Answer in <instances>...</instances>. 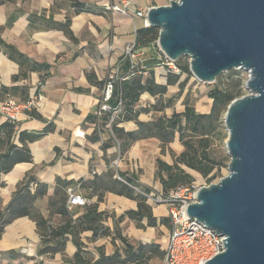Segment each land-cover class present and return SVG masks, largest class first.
<instances>
[{"label":"crops","instance_id":"crops-1","mask_svg":"<svg viewBox=\"0 0 264 264\" xmlns=\"http://www.w3.org/2000/svg\"><path fill=\"white\" fill-rule=\"evenodd\" d=\"M2 1L3 4L0 5V39L14 45L35 61L50 64L52 68L47 74L44 72L31 73L28 79L14 82L13 76L19 73V66L9 60L3 52H0V92L2 86H25L28 88L29 99H31L39 91V94L44 97L42 107L34 110L35 117L30 116L29 112L23 113L18 131L36 133L50 123H53L54 131L38 141L27 143L32 161L17 164L10 173L1 176L0 183H5L16 191L18 184L31 175L37 181L49 186L47 196L51 197L59 180L72 182L67 193L72 189L88 198L91 204H98L99 212L105 211L109 214L110 212L107 210H110L109 205H112L117 215L113 213V220L109 218L103 224L113 228L115 221L120 216L128 211L138 210L137 203L110 192H106L103 195V201L99 202V191L92 193L91 187L85 188L81 185L82 181L91 183L96 177L103 178L109 171H112V164L118 158L117 170L113 172L114 178L119 173H125L128 177H134L142 189L161 188L163 190L164 187L157 169V153L161 143L155 138L136 141L124 154H121L119 146L103 150L102 145L108 143L110 136L99 132L98 140H92L98 126L87 120L90 114H96L103 93V88L92 82L103 81L111 69L117 70L119 60L125 56L127 47L135 46L136 33L138 29L144 27V22L137 17L134 9L143 6L149 9L152 7L151 1L153 0H81L92 8L103 7L104 12L100 14L96 9L95 12L75 14V10L68 1L65 8L55 6V0H41L38 7L33 4L28 5L26 0H21V3L14 0ZM110 2L112 4L128 2L131 9L127 14L107 11L104 7ZM68 17L72 20L71 30L80 41L78 45L69 40L61 30L46 28V24L50 20L64 23ZM135 53L133 57L138 61L146 59L144 58L146 53L144 49ZM1 98L5 99L4 101L8 98L15 101L21 100L18 97L0 95V101ZM142 100L145 103H151L153 97L147 93L142 95L139 105L146 108ZM3 102L0 103V106ZM139 120L143 121L142 114ZM4 122L6 120L0 116V124ZM119 126L126 131L137 129L134 122L123 123ZM15 144L22 146L18 138L15 139ZM182 151L179 150L178 154ZM114 153L118 154L117 158L114 156L116 159L111 161V155ZM166 164L172 165L173 161L170 163L166 161ZM187 172L194 177L192 172ZM147 204L151 206L152 216L158 221L156 227H148L146 219L140 223V225H145L144 228L127 217L121 222H117L120 228L126 222L135 224L137 237L142 236L143 229H158L162 232L167 229L169 233L162 241L163 246L161 243L141 238V243H156L164 251L167 248L172 228L162 225L160 222L162 219H169L168 208L165 205H154L148 201ZM116 205L117 208H115ZM85 207L68 205L74 219L84 213ZM73 209L76 212H73L75 211ZM47 213L49 214V212ZM48 214L43 213V216L48 218ZM12 224H17L11 233L16 236L22 233L24 226L30 224L37 237L36 250L39 251L41 239L36 232V223L25 217L13 221L10 225ZM81 237L82 242L86 245L88 244L86 239L92 237V232L86 231ZM13 249V247H7L5 250L10 253ZM66 250H70L73 256L76 247L72 242H69ZM30 251L32 252L33 249ZM26 253V249L21 250L22 255Z\"/></svg>","mask_w":264,"mask_h":264},{"label":"trees","instance_id":"trees-1","mask_svg":"<svg viewBox=\"0 0 264 264\" xmlns=\"http://www.w3.org/2000/svg\"><path fill=\"white\" fill-rule=\"evenodd\" d=\"M67 1L75 10V14L95 12L96 7H89L79 0ZM1 4H3L2 0H0ZM71 25L72 20L68 17L64 23L50 20L46 24V28L61 30L69 40L78 45L80 41L71 30ZM158 38L159 29L157 28L149 26L138 29L133 52L153 46L157 47L155 44ZM156 49L152 54H148L143 61H133L131 54L125 55L119 60V67L116 70L117 74L113 82L114 91L109 101L111 110L104 112L99 117L97 114L98 105L96 114H90L87 120L98 126L91 139L97 141L98 133L104 132L110 138L108 143L102 145V149L119 146L121 154H124L136 141L155 138L163 146L167 147L179 135L178 137L183 144L184 150L180 154L174 155L173 164L168 165L162 161L157 162L158 176L164 187L163 192L168 193L178 188L193 187L194 177L185 168L200 173L204 178H209L210 181L214 179V177H210L212 172L221 169L222 161L212 156V144L219 137L217 122L221 118L222 110L226 109L227 111L228 106L238 99L240 90L235 91L234 89L228 90L219 86L215 87L209 93V98L213 101V105L211 111L207 114L196 113L192 107L187 106L183 112L174 113L170 118L164 115L150 122L140 121V115L149 113L150 109L159 111V109L155 108L156 104L150 108L140 107L139 104L143 94H149L157 102L158 98L166 93L169 85L179 84L180 90H183L193 77L190 71V64H182L178 60L175 64L179 74L169 72L167 85H160L152 78L144 81L146 73L153 74L155 68L165 62L164 54L158 48ZM0 52H3L9 60L19 66V73L13 76L14 82L28 79L31 73L44 72L47 74L52 68L48 63H40L28 57L17 47L6 43L2 39H0ZM182 76L186 77L184 81H180ZM107 82L108 77L103 81L92 83L96 86H101L104 91ZM37 94H39V91H37ZM0 95L18 97L21 99L19 100L20 102L30 100L28 88L25 86H2ZM29 114L33 117L36 116L35 111L29 112ZM128 122L136 123L137 129L126 131L119 126ZM18 129L19 123L14 124L6 121L0 124V178L10 173L17 164L31 162L32 157L27 143L38 141L49 135L54 131V125L50 123L43 130L36 133L20 132ZM16 138H18L22 146L15 144ZM118 176L123 181L119 180ZM117 177L114 178L113 171H109L103 178L96 177L91 183L84 181L81 183L85 188L91 187L92 193L99 191V202L103 201V195L106 192H110L137 203V211H128L115 221L113 228H116L117 231L115 230L114 233L112 232L113 228L103 224V222L114 216L105 211L99 212L98 204L89 202L85 207L84 213L77 219L73 218V214L68 209L67 189L72 184L69 181L59 180L57 182L54 194L49 199L50 217L45 218L41 213L35 212L34 205L36 201L47 196L49 186L29 175L18 184L17 190L5 210L0 211V238L5 228L13 221L28 217L36 223V232L41 239L38 256L41 257L54 258L58 254L64 255L68 243L72 242L76 247V252L70 259L71 264H125L127 262L146 264L149 260L147 258L148 255L152 253H155L157 257L164 258L165 252L160 245L140 242L137 246H134L122 235L118 222H121L126 217L136 221L138 225L146 219L148 227H156L158 221L151 214V206L147 204V198L143 194L136 192V189L147 193L150 190L148 188L142 189L134 177H128L125 173H119ZM54 216L59 218L57 225H54L50 219ZM160 223L172 228L170 217L169 219H162ZM140 226L145 227L143 224ZM86 231L92 232L91 241L108 236L119 237L123 244L124 259L121 261L118 253L112 255L101 253L96 259L89 258L85 251L86 245L82 242L81 237ZM10 253L13 254L14 251Z\"/></svg>","mask_w":264,"mask_h":264},{"label":"water","instance_id":"water-1","mask_svg":"<svg viewBox=\"0 0 264 264\" xmlns=\"http://www.w3.org/2000/svg\"><path fill=\"white\" fill-rule=\"evenodd\" d=\"M147 21L159 29L164 56L189 57L199 82L250 73L249 95L224 115L229 173L200 188L187 214L226 238L225 251L206 264H264V0H172L149 8Z\"/></svg>","mask_w":264,"mask_h":264},{"label":"rangeland","instance_id":"rangeland-1","mask_svg":"<svg viewBox=\"0 0 264 264\" xmlns=\"http://www.w3.org/2000/svg\"><path fill=\"white\" fill-rule=\"evenodd\" d=\"M22 2L21 0H14ZM81 1V0H80ZM170 1L172 0H153L151 1L152 7H159V6H167L170 4ZM28 5L31 6L33 4L35 7H38L40 5L41 0H26L25 1ZM55 6L65 8L68 4L67 0H55L54 1ZM112 2L108 3L111 4ZM119 5V4H118ZM144 10H147L146 7H141ZM151 8V7H150ZM96 11L104 12L103 7H98ZM157 47L153 46L148 49H144L146 52L144 55V58L147 57L148 54H152L156 48L158 47V41L155 44ZM134 45L127 47L128 49H132L131 51V58L133 61H138L133 57L136 53L133 52ZM128 49H126L125 55H128ZM142 58V59H144ZM179 61L182 64H190V58L189 57H181ZM174 66L177 68L176 64ZM173 66H168L165 63H162L161 66L155 68L154 73H146L144 75V81L147 79H154V81L160 85H167L168 84V76L169 72L175 73V71H171ZM116 69V68H115ZM114 70L111 69L109 73H111ZM179 74V73H175ZM108 73L106 74L107 77ZM185 76H182L181 79H185ZM250 78V73L245 70H230L228 72L223 73L220 75L216 82L213 84H205L201 83L198 80L195 79L193 76L185 86V88L180 90L179 84H173L169 85L167 88L166 93L158 98V101L156 102V99L153 98L152 102L145 103L142 100L143 105H145L146 108H150L152 105L156 104L155 108L159 109V111H154L153 109H150L149 113L142 114V119L144 122H150L152 120H156L159 117H163L164 115L168 118L172 117L174 113H181L185 110L187 106L192 107L196 113L201 114H207L211 111L213 101L209 98V93L215 88H225L228 90H235L239 91L240 94L238 98L244 97L246 95H249V91L246 88V83ZM106 79V78H105ZM5 99L1 98V102H3ZM150 105V106H149ZM1 107V106H0ZM144 107V106H143ZM161 110V111H160ZM226 113V109L222 110L221 118L217 122L218 125V131L219 134L218 140H215L212 144V156L214 158H217L218 160L222 161V167L220 170H215L212 172L210 177H214L213 180H209V178H204L200 173L196 171H191L187 168L186 171H190L194 174V181L192 182V186L196 189H200L202 187H208L211 184L218 183L222 178L226 177L229 173L228 171V165L230 163V157L228 155L227 149H226V141L228 139V131L225 128L224 125V115ZM179 135H177V138L175 141L168 145L167 147L160 144V150L157 153V161H162L168 163L173 161L174 155L178 154L179 150H184L182 142L179 140ZM118 154L111 155V161H114ZM116 158H115V157ZM119 161V159L117 158ZM114 161V164H112V171L114 172L117 170L118 167V161ZM141 171L139 170V174ZM145 189V188H143ZM34 190V189H33ZM32 190V191H33ZM151 192L155 193L156 195L163 194V190L161 188H151L149 189ZM136 191V190H135ZM15 192V189L13 187L7 186L5 183H0V211L5 210L9 202L11 201L13 194ZM137 192V191H136ZM138 193V192H137ZM54 194V193H53ZM88 203L89 199L84 197ZM49 196L43 197L36 201L34 205V211L37 213L48 214L49 217L50 209H49ZM154 205H165L168 208L169 207L166 204H154ZM117 208V205L116 207ZM109 209L107 210L110 212L109 214L111 216H114L116 214L115 210H113L112 205H109ZM75 210V209H73ZM73 212H76L73 211ZM120 212V211H119ZM114 213V214H113ZM167 213V212H166ZM117 215V214H116ZM170 217V216H169ZM113 220V217H110ZM52 223L58 224L59 218L58 217H52L50 218ZM17 225V224H16ZM15 224L9 225L6 227V230L4 231L3 235L0 238V264H71L70 259L73 257L70 250H66L64 255L58 254L54 258L50 257H41L37 256L38 250H36L37 247V237L33 233V229L30 226V224H27L23 227L22 233L19 234V236L12 235L13 229L16 227ZM121 229L122 235L126 237L131 245L137 246L141 241V238L152 240V242L161 243V246H163V242L166 237L168 236V230L165 229L164 232L161 230H146L143 229L142 236L137 237L135 235L137 226L135 224H132L130 222H126ZM116 228L112 229V232L114 233ZM117 233V232H116ZM146 236V237H145ZM116 237V238H115ZM108 236L101 239H97L95 241H90V239H86L87 243L85 247V251L87 253V256L91 259H96L99 257L101 253H104L106 255H112L114 253H118L119 259L122 261L124 259V250H123V244L119 237L117 236ZM164 239V240H163ZM150 244V243H145ZM7 247H13L14 251L13 254L8 253L7 250H5ZM40 247V244H39ZM26 249L27 253L22 255L21 250ZM33 249L31 252L30 250ZM149 260L146 262V264H162L163 257H157L155 256V253H152L148 255L147 257ZM121 264V263H119ZM125 264H134V263H125Z\"/></svg>","mask_w":264,"mask_h":264},{"label":"built area","instance_id":"built-area-1","mask_svg":"<svg viewBox=\"0 0 264 264\" xmlns=\"http://www.w3.org/2000/svg\"><path fill=\"white\" fill-rule=\"evenodd\" d=\"M107 11L120 12L127 14L131 9L130 3L122 2L121 4H107L104 7ZM134 12L137 17L143 20L144 27H149L147 21V10L135 8ZM134 48V47H133ZM132 49H128L127 54H131ZM165 64L173 66L172 70L179 73L174 66L175 61L165 57ZM117 71L108 73V82L102 93L98 116L101 117L104 112L110 111L109 101L114 91V80ZM43 95L37 94L29 101L19 102L8 98L1 104L0 116L6 121L17 124L25 112H32L42 107ZM119 180L123 179L118 176ZM198 190L195 187L178 188L168 193L156 195L153 192L137 191L143 194L148 202L153 204H166L169 207V216L172 221V229L169 236L167 248L164 250L165 255L162 264H206L216 255L225 251L224 242L226 238L220 236L215 230L204 228L203 225L196 222L187 214L188 206L197 202ZM88 201L70 189L68 191V205L71 207H85Z\"/></svg>","mask_w":264,"mask_h":264}]
</instances>
